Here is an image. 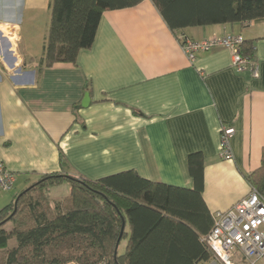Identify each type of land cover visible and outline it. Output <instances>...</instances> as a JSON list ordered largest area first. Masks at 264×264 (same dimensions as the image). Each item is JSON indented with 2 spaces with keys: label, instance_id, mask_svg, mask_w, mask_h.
<instances>
[{
  "label": "crops",
  "instance_id": "crops-1",
  "mask_svg": "<svg viewBox=\"0 0 264 264\" xmlns=\"http://www.w3.org/2000/svg\"><path fill=\"white\" fill-rule=\"evenodd\" d=\"M51 1L0 0V160L16 176L18 191L60 172L61 151L70 173L90 180L135 171L192 189L188 157L201 153L203 200L211 214L249 195L247 177L264 154V21L174 33L144 0L106 11L77 66L39 70V55L24 46L37 37L44 47ZM227 35L255 42L258 77L250 69L236 71L226 47L197 53L193 61L182 48V37ZM223 128L235 130L232 160L221 158ZM55 188L50 200L60 201L52 196ZM59 188L67 198L69 186ZM13 200L0 191V210ZM235 264L247 263L238 257Z\"/></svg>",
  "mask_w": 264,
  "mask_h": 264
},
{
  "label": "trees",
  "instance_id": "trees-1",
  "mask_svg": "<svg viewBox=\"0 0 264 264\" xmlns=\"http://www.w3.org/2000/svg\"><path fill=\"white\" fill-rule=\"evenodd\" d=\"M143 1L52 0L39 70L59 64L77 66L80 52L93 47L106 11L134 8ZM151 2L174 33L264 21V0ZM240 51L256 63L254 41L244 39ZM59 157L60 172L41 176L0 210V264H205L211 260L204 239L214 226V214L203 200L201 153L188 157L192 189L152 182L135 171L90 180L70 173L62 151ZM247 180L264 192V154L260 168ZM64 184L70 194L53 206L49 191ZM13 240L16 245L10 246Z\"/></svg>",
  "mask_w": 264,
  "mask_h": 264
},
{
  "label": "built area",
  "instance_id": "built-area-1",
  "mask_svg": "<svg viewBox=\"0 0 264 264\" xmlns=\"http://www.w3.org/2000/svg\"><path fill=\"white\" fill-rule=\"evenodd\" d=\"M244 42L242 35H227L204 41L182 39V48L191 61L197 53L222 46L232 51V67L238 72L250 69L258 77L256 63H252L241 54L240 46ZM233 128L221 130V158L232 160L231 139ZM16 176L0 160V190L14 188ZM212 258L205 264H235L240 257L247 264L264 262V192L251 189L249 195L232 208L214 213V226L204 239Z\"/></svg>",
  "mask_w": 264,
  "mask_h": 264
},
{
  "label": "rangeland",
  "instance_id": "rangeland-1",
  "mask_svg": "<svg viewBox=\"0 0 264 264\" xmlns=\"http://www.w3.org/2000/svg\"><path fill=\"white\" fill-rule=\"evenodd\" d=\"M38 27H43V26H36V28H38ZM1 28V27H0ZM36 31V30H35ZM33 40V41H32ZM32 40H30V43H31V45H30V47L28 46V44H27V46H24V48H28V49H30V51H31V53H33V54H35V53H37L38 55H39V57H40V59L42 58V49H43V42L41 41V38H38L37 39V37L36 38H33ZM61 187V186H60ZM55 190H58V193L57 194H55V195H52L53 196V198H56L57 199V197L58 198H60L61 200L60 201H55V200H52L51 202H52V204H53V206H55V204L57 203V202H63L64 200H65V198H63L64 197V195L65 194H63V188H59V187H56L55 188ZM1 192H2V194H9L10 195V197L11 198H13L14 199V197L17 195V194H19V193H21V191H18L17 190V186L15 187L14 186V188L12 189V190H10V191H2V190H0ZM53 194V193H52ZM51 196V197H52ZM16 245V241L15 240H13V241H11L10 242V246H15ZM258 264H264V262L263 261H261V262H259Z\"/></svg>",
  "mask_w": 264,
  "mask_h": 264
},
{
  "label": "water",
  "instance_id": "water-1",
  "mask_svg": "<svg viewBox=\"0 0 264 264\" xmlns=\"http://www.w3.org/2000/svg\"><path fill=\"white\" fill-rule=\"evenodd\" d=\"M89 102H90V97H89L88 94H86V95H85V98H84V101H83V106H84V107H87V106L89 105ZM18 200H19V198H17V200H16V202H15V208H14V212H13V214H15L16 211H17V203H18ZM123 229H124V226H123Z\"/></svg>",
  "mask_w": 264,
  "mask_h": 264
}]
</instances>
